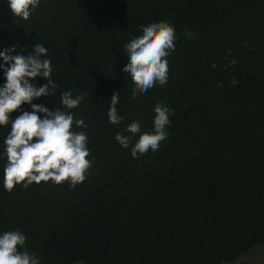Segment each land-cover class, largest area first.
Segmentation results:
<instances>
[{
    "label": "trees",
    "instance_id": "1",
    "mask_svg": "<svg viewBox=\"0 0 264 264\" xmlns=\"http://www.w3.org/2000/svg\"><path fill=\"white\" fill-rule=\"evenodd\" d=\"M159 21L176 33L168 82L133 99L124 45ZM35 44L58 87L33 103L67 111L63 92L84 97L70 111L88 126L92 167L75 188L9 192L11 126H0V234L21 231L40 264H250L235 259L264 238V0H41L28 21L0 0V52L26 56ZM113 93L119 126L107 116ZM157 103L172 110L168 139L133 158L138 136L128 148L115 136L133 120L153 132ZM22 111L32 109L12 118Z\"/></svg>",
    "mask_w": 264,
    "mask_h": 264
},
{
    "label": "clouds",
    "instance_id": "2",
    "mask_svg": "<svg viewBox=\"0 0 264 264\" xmlns=\"http://www.w3.org/2000/svg\"><path fill=\"white\" fill-rule=\"evenodd\" d=\"M13 16L28 21L32 13L40 6L41 0H7ZM142 35L132 38L124 45L127 64L123 72L129 74L132 84V98L146 93L157 84L168 82L167 57L175 51L176 33L174 27L165 21L141 25ZM15 53V54H13ZM48 50L43 44H35L28 55L16 54L15 47L0 52L6 83L0 87V126H11L4 139L3 156L6 164L3 169V187L11 192L16 185L26 189L35 182L51 181L61 185L67 181L75 188L82 184L92 167L87 159L90 150L87 147V125L83 119H74L70 111L77 108L84 97H73L71 91H65L61 103L66 110H50L41 104L33 103L41 96L55 95L58 87L52 79V62L47 59ZM235 60L232 61L234 65ZM42 77L47 83L36 86L30 81ZM233 84L238 83L233 80ZM86 93V92H85ZM23 104L30 105L32 111H22L12 118V113L21 109ZM119 93L110 97L107 113L109 122L119 126L125 119L119 114ZM38 113L43 114L41 118ZM154 131L143 132L139 121L127 124L124 132H118L115 140L121 147L128 148L133 138L138 140L131 147V156L139 158L149 151L157 152L161 143L168 139L167 128L171 124L172 110L157 103L154 106ZM83 129L75 131L73 128ZM128 133V134H125ZM26 236L21 231H7L0 234V264H40L34 253L25 248Z\"/></svg>",
    "mask_w": 264,
    "mask_h": 264
},
{
    "label": "rangeland",
    "instance_id": "3",
    "mask_svg": "<svg viewBox=\"0 0 264 264\" xmlns=\"http://www.w3.org/2000/svg\"><path fill=\"white\" fill-rule=\"evenodd\" d=\"M236 263L264 264V238L246 253L235 259Z\"/></svg>",
    "mask_w": 264,
    "mask_h": 264
}]
</instances>
